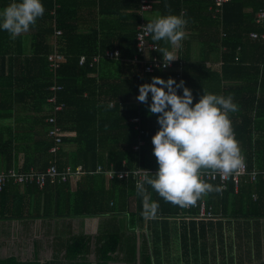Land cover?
I'll return each instance as SVG.
<instances>
[{
  "label": "trees",
  "instance_id": "obj_1",
  "mask_svg": "<svg viewBox=\"0 0 264 264\" xmlns=\"http://www.w3.org/2000/svg\"><path fill=\"white\" fill-rule=\"evenodd\" d=\"M153 1L158 3H154L152 10L144 15L146 23L150 21L148 13L179 15L185 5L181 0ZM4 2L0 0V10L5 8ZM42 3L45 12L33 27L36 34L31 41L30 55L22 56L21 38L10 39L6 31L0 30V119H14L12 127L0 129V171L12 168L18 172L30 169L44 171L53 164L59 168L66 165L74 168L80 164L86 174L72 177L65 183L47 185L43 190L35 185L9 184L0 193V220L22 216L13 215L23 210L25 193L19 192V188H28L36 194L29 207L31 219L110 216L106 222L99 223L95 236L80 232L56 237L55 254L51 261L43 264H157L154 253L157 251L161 255L159 248L164 240L157 230L150 231L159 222H145L149 218L142 215V198L137 194L135 182L110 181L105 175L90 173V170L103 163L104 157L117 168H122L123 160H127L129 168L158 170L157 158L152 151V136L160 127L157 116L149 115L148 105L135 99L139 94L138 86L150 83L152 77L158 76L165 80L172 77L177 83L183 80L192 91L194 103L198 102L203 89L217 95L233 94L239 111L229 113V119L241 154L249 171H264V23L258 25L255 22L259 12L264 10V0H233L224 5L216 19L213 18L215 5L211 0H196L195 8L185 12V19L188 21L186 27L197 33L193 32L195 34L190 36V40H183L176 52L179 59L175 63L182 71L180 78L175 72L160 71L145 77L141 64L131 62L136 54L139 0H135L129 10L124 7L104 11L100 7L96 15L98 28H92L84 37H73V28L63 25V16L71 11L70 7L66 8L65 0H42ZM165 4L169 8H165ZM52 11L55 12L54 17L51 16ZM55 28L63 32L59 50L67 56V62L53 77L48 69L47 55L52 52L50 38ZM251 34L258 38H252ZM192 41L200 44L196 62L192 61ZM157 43L160 47L169 48L163 41ZM106 50H118L121 59L101 60L97 69L90 68L88 62ZM13 52L16 55L11 56ZM7 54L11 56L8 75L5 66ZM82 55L87 59L84 66L79 65ZM215 60L220 64L217 72L207 65ZM93 73L99 80L107 74L109 79H120L122 74L125 75L121 81L118 79L119 85L107 88L102 86V80L100 84L90 78ZM54 86L63 88L55 95L58 104L65 105L63 112L55 117L58 127L75 132V136L64 137L59 150L51 153L49 149L54 141L48 135L52 125L46 123L51 117L47 114L49 106L46 102L52 94L47 89ZM124 94H130L131 98H122ZM178 94L182 95V89ZM130 101L134 106L122 110V103ZM135 117L142 119L144 135L141 137L129 123ZM139 139L143 144L139 151H135L134 146ZM65 144H74L75 150L66 151ZM72 184H77L76 189ZM209 184L219 186L218 183ZM145 187L151 199L159 205L154 218L150 219L167 220L188 212L179 205L165 202L150 186ZM48 188L54 189L55 196L50 210L47 207L50 194L44 196L41 204L39 201V195L43 196L42 191ZM252 195H257V198L253 199ZM6 199L12 202L9 208ZM201 199L206 200L216 215L220 211L234 219H264V186L261 183L257 186L241 183L236 193L232 184H228L226 191L208 193L197 201ZM40 206L43 209L41 213ZM191 213L196 215L198 212ZM120 215L126 222L119 221ZM160 224L168 226L167 222ZM181 227L182 255L186 257L192 253L196 264H199V258L205 259L207 255L204 242L199 247V237L204 241L206 233L205 222H182ZM62 252L63 257H60ZM93 254L95 260L91 258ZM0 264L41 263L35 254L31 261L22 262L9 257L0 259ZM255 264H264V260Z\"/></svg>",
  "mask_w": 264,
  "mask_h": 264
},
{
  "label": "clouds",
  "instance_id": "obj_2",
  "mask_svg": "<svg viewBox=\"0 0 264 264\" xmlns=\"http://www.w3.org/2000/svg\"><path fill=\"white\" fill-rule=\"evenodd\" d=\"M165 8L169 5L165 4ZM44 12L42 0H12L0 10V30L15 40L30 31ZM185 16L184 12L179 15L157 13L143 26L154 42L163 41L172 46L173 51L168 47L157 50L162 54L164 68L179 59L174 50L182 46L185 38L188 23ZM138 88L135 99L148 105V114H155L160 126L152 136V151L157 158L158 170L154 174L145 170L142 180L136 184L137 194L142 198V215L154 218L159 207L145 185L165 202L181 207L195 205L203 195L222 191L221 186L204 182L200 174L201 169H208L227 176L244 166L241 148L229 119V113L239 111L233 94L223 96L203 89L198 102L194 103L192 91L183 80L177 83L172 77L165 80L158 76ZM180 89L182 95L178 94ZM47 114L51 115L50 107Z\"/></svg>",
  "mask_w": 264,
  "mask_h": 264
},
{
  "label": "crops",
  "instance_id": "obj_3",
  "mask_svg": "<svg viewBox=\"0 0 264 264\" xmlns=\"http://www.w3.org/2000/svg\"><path fill=\"white\" fill-rule=\"evenodd\" d=\"M4 1H5L4 3L6 4L5 7L9 5L10 2H12V0H4ZM150 1L152 2V5L154 3H158V1L157 2L153 0ZM181 1L184 2L185 4L183 5L184 8L181 12L185 13L191 10L192 8L193 9L195 8L196 0H192V2L191 0H181ZM185 1H190V3H186ZM65 2H66L65 3L66 8L70 7L71 11L69 14L63 16V25L65 24L73 28V32H71L73 37H84L85 35L90 34L92 28L93 29L98 28L96 15H98V11L100 7L104 11H112V10L116 11L117 8L122 9L124 7L127 8V10H129L130 5L132 6L135 0H65ZM155 15H156L155 13H150V14L148 13L147 14L148 20L153 19ZM53 25L55 26V21H53ZM33 27L27 33H23L22 35L18 36V38H21V49L23 51L22 56L30 55L31 41L33 36L36 34V28ZM55 30L58 29L55 28L54 32ZM193 32L195 31L190 30L189 27H186L184 40L187 39L190 40V36L197 33V32L195 33ZM60 37L55 40L59 46L62 45V41L60 40ZM53 43L54 41L52 35V37L50 38L51 48H53ZM169 48L171 51H173L171 45H169ZM17 50H19V48H17ZM191 50H192V61L196 62L199 59V55H200V44L198 43V41H192ZM174 51L176 54L177 49H175ZM13 55H16L15 52H13L11 56ZM11 56L7 54L5 57L6 75H8L9 73ZM207 65L213 71L217 72L218 70H220L219 61L215 60L207 63ZM124 75L125 74H122L120 79L117 77H115V79H109L108 78L109 74H107L106 77L101 78L99 80L97 78V75L93 73L90 74V78L96 79L97 83H100L102 80V86L103 87L107 86L108 88L111 87V85H116V84L119 85L118 79L121 81V79L124 78ZM11 92L14 94L12 90ZM98 94H101V97H103L102 93H98ZM128 97L131 98V95L124 94L122 98L126 99ZM131 102L132 101L123 102L124 104L122 103L121 106L122 110L131 108V105L134 106V104L133 103L131 104ZM13 125H14L13 118L0 119V129L12 127ZM67 132L69 133L68 136H71V138L75 136V132L72 131H67ZM64 146L66 151L73 152L75 150L74 144H65ZM124 161H126V166H127V160H123V163ZM109 162L110 161L107 159V157H104L103 163L101 164H106ZM125 181H129V180H125ZM73 184H72V188L76 189L77 184L75 186H73ZM19 189H20L19 192L23 191L25 193L24 195L25 197L23 201V210L22 213L17 212L13 216H21V215L22 216L20 218L17 217V219H1L0 222H6V224L21 223L20 224L21 227L23 226L26 227V229L20 230L21 242L23 241H27V242L24 244V242L19 243V241H16L15 239L17 237L18 232H16L15 230H12L11 233L9 234L7 232L0 231V243L6 244L9 239H11L12 241H16V245H15L16 251L12 254L6 255L5 257H0V259L15 257L19 261H27V260L31 261L35 258V254H36V257L40 263L49 262L51 261V259L55 254L54 239L56 237H61V236L68 237L70 234L76 235L79 234L80 232L92 234L93 236H95L98 234V229L96 231H93L94 222H106L107 218L108 217L110 218V216L76 217V218L46 216L42 218L39 217V218L31 219L29 217L28 212H29V207H31L30 204L32 202V198L33 196L35 197L36 194H34L33 190H30L28 188L27 189L19 188ZM42 193L43 196L42 194L39 195L40 204L42 203L44 196L50 194V203L47 205V207L49 210L52 209L53 208L52 202L53 200H55L54 189L48 188L42 191ZM6 201H8L7 208H9L12 202L9 201L8 199H6ZM111 205L113 206V203H111ZM42 210L43 209L41 207L40 213L42 212ZM191 212L192 211H188L182 215H179L176 218H170L167 220H163V219L155 220L149 218V219H145V222L148 223L149 222H186V223L205 222L206 233H205L204 241L199 237V247L204 242L205 244L204 249L206 254H207V249L209 248L210 252L213 255L214 254V251L212 250L214 248L213 245L218 244L220 245V250L218 249V251L221 253L222 257H225V255L227 254V257H229V262H230L229 264H255L264 260V253L262 255L260 254L261 251L264 252V237L259 239L260 232H264V222H259L258 220H253V219H249V220L234 219L228 217V215L226 214L220 213V211H218L217 215L215 214L214 220L197 221L194 219L197 214L194 215ZM119 221L126 222V219L124 218L123 215H120ZM0 225L1 226L5 225V223ZM65 225L66 228H64ZM64 232L65 235H61L62 233L64 234ZM210 239L211 240L213 239L212 240L213 243L209 241ZM18 244H22L21 245L22 247H18ZM23 246H25V248ZM24 251H26L29 254V256L22 259L21 255L24 253ZM233 251L234 253H232ZM63 254L64 252H62L60 257H63ZM209 256L212 257L210 254ZM91 258L92 260H95V254H93ZM240 258L241 260H243V262L239 260ZM222 264H226V263L224 262Z\"/></svg>",
  "mask_w": 264,
  "mask_h": 264
},
{
  "label": "built area",
  "instance_id": "obj_4",
  "mask_svg": "<svg viewBox=\"0 0 264 264\" xmlns=\"http://www.w3.org/2000/svg\"><path fill=\"white\" fill-rule=\"evenodd\" d=\"M215 9L213 18H218L222 13L224 5L231 3L233 0H211ZM152 10V2L150 0H139V8L137 9V14L140 17V22L136 27L135 33V47L136 54L131 59L133 63H139L142 66L143 74L145 77L153 74L154 72H175L178 74V78L181 77V69L176 65L175 61L167 68H164L162 54L157 50L160 48L157 42L151 40V36L145 33L143 28L147 23L145 22L144 15ZM51 16H55V12H51ZM258 25L264 23V10H261L257 15ZM63 35L62 30H55L53 34V48L52 52L47 55L48 69L55 77L56 72L61 68L63 64L67 62V56L61 53L59 50V45L56 43V39ZM252 38H258L257 35L251 34ZM264 39V37H263ZM121 59L120 52L118 50H106L103 55L94 56L88 66L90 68H96L101 60H119ZM87 63V59L84 55L80 56L79 65L84 66ZM62 87L54 86L47 91L52 93L47 99V105L50 107L51 117L46 121V123L51 124L52 128L49 130L48 135L53 137V145L49 149V152L55 153L59 150V146L63 142V138L68 136L69 133L58 127V122H56V115L63 112L65 105L58 104L56 101V92H61ZM112 105V104H110ZM132 124V129H134L139 137L144 135L143 123L141 117H135L130 120ZM143 141L139 139L138 144L134 146L135 151H139L142 146ZM244 158V157H243ZM245 161V159H244ZM122 168H117L115 164L109 162L106 164H98L94 170H90V173H99L105 175L108 180H132L135 185L138 181H141L145 170L150 172H156L157 170H148L141 167L129 168L126 166V161H124ZM86 174V170L81 166L77 165L72 168L71 165H66L63 168H59L56 165H50L44 171H37L35 169H30L26 172H18L16 170L9 169L6 171H0V193H2L9 184L13 186H24V185H35L39 190H43L47 185H55L59 183H65L72 177H80V175ZM201 179L206 182L218 183L222 187V191L227 190V185L232 184L234 192L236 193L241 183L248 184L252 186H257L262 184L264 186V171L258 169L248 170L247 163L245 161L244 166L237 172L224 176L213 172L212 170H201ZM252 198H257V195H252ZM180 208L186 211H197L195 220L208 221L214 220L215 214L211 210L210 206H207L206 200L201 199L196 202L195 205H188Z\"/></svg>",
  "mask_w": 264,
  "mask_h": 264
},
{
  "label": "rangeland",
  "instance_id": "obj_5",
  "mask_svg": "<svg viewBox=\"0 0 264 264\" xmlns=\"http://www.w3.org/2000/svg\"><path fill=\"white\" fill-rule=\"evenodd\" d=\"M258 221L264 222V219H260ZM3 223H5V225H2V226L0 225V231L7 232L9 234L11 233L12 230H15L16 232H18L15 240L19 241V243L24 242V244L27 242V241L21 242L20 230L26 229V227L20 226L21 223L6 224V222H0V224H3ZM99 223L100 222H94L93 231H96L97 229L99 230ZM160 223L162 222H159L157 226L150 229L151 233H153L154 229L157 230L160 236L164 240L163 244L159 248V250L161 251V255L158 254L157 251H155L154 253L155 263L157 264H196L195 256L192 255V253L189 252L188 256L186 257L182 255V252H183L182 232L180 230L182 228L181 227L182 222H167V225H168L167 227H164L163 224H160ZM263 237H264V232H260L259 239ZM212 240L210 239L209 241L213 243ZM16 241H12L11 239H9L6 244L0 243V257H5L6 255L14 253L16 251L15 250ZM21 245L22 244H18V247H22ZM213 246L214 248L212 250L214 251V254L212 255V253L210 252V249L208 248L206 258L205 259L202 257L199 258V264H222L224 262L226 264H229L230 262H229V257H227V254L225 255V257H222L221 253L218 251V249L220 250V245L214 244ZM23 247L25 248V246ZM234 251L232 253H234ZM263 253L264 252L262 251L260 252L261 255ZM209 254L212 257L213 256L214 257L213 258L210 257ZM27 256H29V254L26 251H24V253L21 255L22 259L26 258ZM239 260L243 262L241 258Z\"/></svg>",
  "mask_w": 264,
  "mask_h": 264
},
{
  "label": "water",
  "instance_id": "obj_6",
  "mask_svg": "<svg viewBox=\"0 0 264 264\" xmlns=\"http://www.w3.org/2000/svg\"><path fill=\"white\" fill-rule=\"evenodd\" d=\"M22 262H25V261H22ZM41 264H43V263H41Z\"/></svg>",
  "mask_w": 264,
  "mask_h": 264
}]
</instances>
